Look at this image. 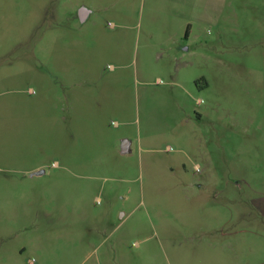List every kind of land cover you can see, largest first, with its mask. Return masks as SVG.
Masks as SVG:
<instances>
[{
	"label": "rangeland",
	"instance_id": "obj_1",
	"mask_svg": "<svg viewBox=\"0 0 264 264\" xmlns=\"http://www.w3.org/2000/svg\"><path fill=\"white\" fill-rule=\"evenodd\" d=\"M224 4L0 0V264H264V0Z\"/></svg>",
	"mask_w": 264,
	"mask_h": 264
},
{
	"label": "crops",
	"instance_id": "obj_2",
	"mask_svg": "<svg viewBox=\"0 0 264 264\" xmlns=\"http://www.w3.org/2000/svg\"><path fill=\"white\" fill-rule=\"evenodd\" d=\"M194 1L196 4L198 3L203 4V8H204V11H206V13H211L212 9H214V11L217 12L219 11V8H222V7L223 9L225 8L224 0H213L214 2L213 4H211L212 0H194Z\"/></svg>",
	"mask_w": 264,
	"mask_h": 264
},
{
	"label": "water",
	"instance_id": "obj_3",
	"mask_svg": "<svg viewBox=\"0 0 264 264\" xmlns=\"http://www.w3.org/2000/svg\"><path fill=\"white\" fill-rule=\"evenodd\" d=\"M86 8L85 7H82L81 9H80V11H79V14H80V18L82 19V20H84L85 19V14H86ZM129 140L128 139H124L123 141H122V145H121V150H122V152H127L128 151V149H129ZM44 172V170H37V171H34L33 173H31L32 175L33 174H41V173H43Z\"/></svg>",
	"mask_w": 264,
	"mask_h": 264
}]
</instances>
